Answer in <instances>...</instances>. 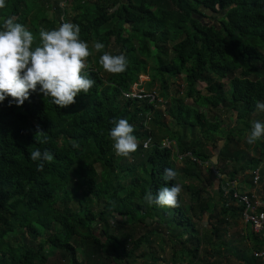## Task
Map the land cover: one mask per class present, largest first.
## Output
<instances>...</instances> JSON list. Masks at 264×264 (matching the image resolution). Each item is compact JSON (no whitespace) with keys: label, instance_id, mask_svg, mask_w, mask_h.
<instances>
[{"label":"trees","instance_id":"trees-1","mask_svg":"<svg viewBox=\"0 0 264 264\" xmlns=\"http://www.w3.org/2000/svg\"><path fill=\"white\" fill-rule=\"evenodd\" d=\"M142 76L167 104L125 99ZM177 78L186 87L169 98ZM261 109L264 0H0V264H138L148 255L152 264H213L230 247L225 227L244 211L223 198L222 183L255 187L264 166ZM221 112L231 114L227 128ZM164 139L200 161L181 168L200 182L223 141L219 191L194 188L185 206Z\"/></svg>","mask_w":264,"mask_h":264},{"label":"rangeland","instance_id":"rangeland-1","mask_svg":"<svg viewBox=\"0 0 264 264\" xmlns=\"http://www.w3.org/2000/svg\"><path fill=\"white\" fill-rule=\"evenodd\" d=\"M70 1V0H69ZM61 6L62 7H64V5L66 4V3H64V1H61ZM69 3V2H68ZM66 6V5H65ZM224 16H225V14L224 13H220L217 17H215V16H210V17H212V18H218L219 20H223V18H224ZM49 18H50V20H53V16H52V14H50L49 13V16H48ZM69 18H71L70 16H68ZM211 19V18H210ZM206 23H211V24H217L218 26H221L220 24H219V22H214L213 20H204ZM88 50H91L92 52L94 51V44H89L88 46H83V47H81L80 49H79V53H80V55L81 56H85V54L87 53V51ZM3 52L5 53V54H9V53H11L12 52V50H11V48L9 47V48H7V49H4L3 50ZM116 52H118V50L116 51ZM155 52V51H154ZM82 64H83V66H85V67H88L89 66V63L87 62V60H82ZM66 62H64V63H61L59 66H58V69L59 70H61V69H64V68H66ZM149 81H150V79L147 77V76H142L141 78H140V83L139 84H141L142 85V88L144 89V90H146L147 92H152V90H154V91H157L158 92V94H159V98H163V95H162V91L160 90V87L159 86H157V87H155L156 89H148V87H146V84L147 83H149ZM227 84H229V82L228 81H225ZM186 86H185V84H184V81L181 79V78H177V79H175V81H171L170 82V85L168 86V96H169V98L170 97H172L174 94H175V90L176 89H178V88H180L181 89V91H183L184 90V88H185ZM197 88H198V90H200V91H202V92H204V90H205V88H206V85L205 84H202V83H200V84H198L197 85ZM163 101H164V104H167L166 102H167V100H169V99H167V100H164V99H162ZM163 104V105H164ZM186 104L187 105H190V106H194L193 105V102L192 101H190V100H188V101H186ZM163 109V108H162ZM165 110V109H164ZM200 110V109H199ZM202 110H200V112H201ZM218 114H220V115H222V116H224V118L226 119V121H225V128H227L228 126H229V124H232V121H231V119H230V117H231V114H228V113H226V114H224L223 112H221V113H218ZM218 114H216V115H218ZM237 117L235 116L234 117V119H236ZM256 118H259V121H261L262 123H263V126H261V129H258V131H255V136H259L260 134H262V138H263V140H264V109H261V111H260V113L258 114V115H256ZM253 122H255V120L253 119ZM252 122V123H253ZM165 123L167 124V125H171V120H170V118H166V120H165ZM197 132H198V130H196ZM187 134H188V137L190 138L191 137V132L190 131H188L187 132ZM249 135H248V138H247V140H250L251 139V137H252V134L251 133H248ZM223 143V141H220L219 142V144H218V147L216 148V149H218L220 146H221V144ZM136 144V141L135 140H133V139H130V140H127V141H124V142H122V143H120L119 144V146H118V149H117V153H120L124 148H128V147H132V146H134ZM209 144H211V143H209ZM224 144V143H223ZM245 144L246 143H243L242 144V146L243 147H246L245 146ZM222 146H224V145H222ZM211 147V146H210ZM222 148V147H221ZM216 149H214V154H215V151H216ZM202 150L203 151H205V149H203L202 148ZM213 154V155H214ZM174 161H175V163H176V165H177V167H178V170H179V173H178V177H179V182H180V184H179V187H180V189H181V192H182V196H183V199H184V205L185 206H187V207H189V205H192L194 202H195V200L193 201V199H192V191H193V189L195 188V189H204V186H203V184L202 183H200V182H197V181H195L194 179L193 180H190L189 178H187L185 175H183V173H182V171H181V168H183L182 166H183V163L182 162H184V161H180L179 159H177V157H176V155H174ZM209 165H211V164H209ZM202 166V168L204 167V166H206V165H204V164H202L201 165ZM264 166H261V168H263ZM201 168V169H202ZM221 170V169H220ZM219 170V171H220ZM148 219V218H147ZM147 219H146V221H147ZM157 219V218H156ZM209 220L207 219V220H202V222H206L205 224L207 225V226H209L210 227V225H209V222H208ZM133 226H129V228H132ZM204 231H205V229H204ZM19 234V232H16V233H13L11 236H10V239L11 238H14V237H16L17 235ZM225 239H226V237H225ZM227 240V239H226ZM158 241H160V239H158ZM208 249H211L210 247H207V246H205L204 248H203V251H202V254H201V256L202 257H206V255H205V251L206 250H208ZM238 248L237 247H234V250L237 252L238 250H237ZM149 249L146 247V245H143V247H142V249L139 251V253H147V251H148ZM156 251H157V249H156ZM167 252H166V254H165V256L167 257V258H169L170 259V254H171V251L170 250H166ZM83 254V253H82ZM61 257L60 256H57V257H51V258H49V261H48V263L47 264H64L61 260ZM211 261V263H213V264H235L236 263V260L235 259H233V258H231V261H229V262H224V260H221V258H218V259H211L210 260ZM145 262L147 263V264H152V260H151V256L150 255H148L147 256V258H145V259H141L140 258V260L138 261V264H145ZM185 264H190V262L189 261H186L185 262Z\"/></svg>","mask_w":264,"mask_h":264},{"label":"built area","instance_id":"built-area-1","mask_svg":"<svg viewBox=\"0 0 264 264\" xmlns=\"http://www.w3.org/2000/svg\"><path fill=\"white\" fill-rule=\"evenodd\" d=\"M125 99L134 101H146L150 104L163 103L159 98L157 91L152 90V92H147L142 88L141 84L134 85L131 92L124 95ZM164 104V103H163ZM145 127L151 133V120L152 115H147ZM154 144V138L150 136L143 142L144 149H150ZM162 148L171 150L177 159L184 161L185 158L191 157L194 161L200 163V161L193 158V156L188 154H181L175 146V143L169 139H164L161 143ZM262 171L261 168L254 174V184L255 190L253 192H242L235 188L230 182L222 183L221 189L223 193V198L232 201L236 206L243 207V217L244 221L250 225L256 234L263 236L264 238V199L259 195L258 187L261 186ZM258 259L264 260V253H258L256 255Z\"/></svg>","mask_w":264,"mask_h":264},{"label":"crops","instance_id":"crops-1","mask_svg":"<svg viewBox=\"0 0 264 264\" xmlns=\"http://www.w3.org/2000/svg\"><path fill=\"white\" fill-rule=\"evenodd\" d=\"M222 145H224V144L222 143ZM222 145H221V147H223ZM221 150H222V148L220 149V152H221ZM220 152H219V155H220ZM251 153L253 156L258 155L256 149H253L251 151ZM219 155H218V161L217 162L213 161V159H212L214 156L213 155L211 158L212 164L209 165L206 163L205 164L206 166H204L202 168V181L200 182L198 180H195V181L203 184L204 189H205V197L207 195H210L209 192L219 191V188L221 185V179L220 178L225 177V174L222 175L219 172V170L222 169L221 164H218L219 163ZM182 167H184V163H183ZM236 185L239 186L240 183L237 182ZM261 189H262L261 186L258 187V192H259V195L264 199V194L260 193ZM239 190L242 192H253L255 190V187H251L247 183H242L240 185ZM203 218L205 220H207V219H209V215L205 214L203 216ZM225 231L227 232L226 233V239L227 240L226 239L225 240L227 242H229V245H230L228 251H226V249L224 247L222 250L224 252V254H223L221 260H224L225 263L231 261V258H233L236 260L235 264H245L242 261L243 259L241 258V255L239 253H241L242 257H244V258H246V256L247 257L248 256H255L258 253H264L263 249H262V252L255 250L257 248L256 246H259V247H263V246H262V244H260L258 242V240H256L252 227L250 225H248L244 221V219L238 218V219H234V220L230 221V225L225 227ZM234 247L238 248L237 252L234 250ZM242 251H244L245 253ZM257 264H264V260L259 259L257 261Z\"/></svg>","mask_w":264,"mask_h":264},{"label":"water","instance_id":"water-1","mask_svg":"<svg viewBox=\"0 0 264 264\" xmlns=\"http://www.w3.org/2000/svg\"><path fill=\"white\" fill-rule=\"evenodd\" d=\"M208 16L210 17V16H215V17H217L218 16V13L216 14V13H214L213 12V10L211 11V9L208 11ZM224 143V142H223ZM222 145V144H221ZM221 147V146H220ZM218 148V149H216V151H215V154H214V156H213V161H215V162H217L218 161V155H219V152H220V149L221 148ZM150 220L149 219H147V222H149Z\"/></svg>","mask_w":264,"mask_h":264}]
</instances>
